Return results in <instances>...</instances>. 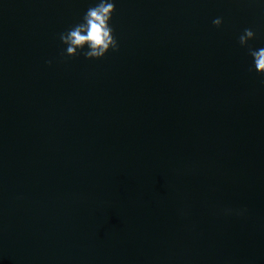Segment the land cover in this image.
<instances>
[{
	"label": "water",
	"instance_id": "1",
	"mask_svg": "<svg viewBox=\"0 0 264 264\" xmlns=\"http://www.w3.org/2000/svg\"><path fill=\"white\" fill-rule=\"evenodd\" d=\"M91 3L0 0V264H264V6L116 0L62 55Z\"/></svg>",
	"mask_w": 264,
	"mask_h": 264
},
{
	"label": "clouds",
	"instance_id": "2",
	"mask_svg": "<svg viewBox=\"0 0 264 264\" xmlns=\"http://www.w3.org/2000/svg\"><path fill=\"white\" fill-rule=\"evenodd\" d=\"M259 6H264V0H257ZM116 0H92V3L83 12L79 21L65 31L59 33V40L64 46L62 55L72 57L82 55L88 60H99L109 52L119 50V43L112 26V17L115 12ZM223 23L222 17H216L212 24L219 28ZM256 40V33L251 28L243 29L238 36L239 45L246 49L251 58L249 71L264 76V44L253 45L250 41ZM45 63L51 64V60ZM226 214L242 215L244 209H225Z\"/></svg>",
	"mask_w": 264,
	"mask_h": 264
}]
</instances>
